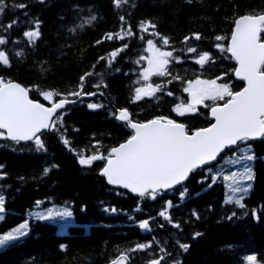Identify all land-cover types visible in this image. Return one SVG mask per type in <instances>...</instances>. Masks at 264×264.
Masks as SVG:
<instances>
[{
	"label": "trees",
	"instance_id": "16d2710c",
	"mask_svg": "<svg viewBox=\"0 0 264 264\" xmlns=\"http://www.w3.org/2000/svg\"><path fill=\"white\" fill-rule=\"evenodd\" d=\"M6 3L8 7L0 15V36L8 43L0 46V50L9 55L11 67L0 65V77L18 81L29 89L32 98L45 102L42 92L49 90L62 94L54 98H76L68 93L77 91L80 77L92 72L83 91L96 95L80 97L60 113L63 122L58 125L59 131H46L41 137L45 152L35 151L31 142L0 140V165L6 173L0 179L6 210L5 219L0 221V233L25 220L37 201L70 202L75 221L68 232L59 233L55 223L32 220L26 237L0 250V264H111L122 253L130 257L128 264H147L160 255L166 256L162 264L176 261L246 264L247 255H255L258 264H264V138L247 142L257 159L253 162L254 180L244 182L252 184L243 200L245 209L224 203L228 191L224 182L211 181L216 164L209 167L211 173L208 168L196 170L187 183L161 192L155 200L138 198L107 185L98 173L104 161L81 166L78 156L60 139L63 134L77 152L83 151L86 156L93 154L95 149L91 146L98 143L99 151L106 155L132 133L114 118L121 108L128 109L136 121L163 116L184 122L189 130L207 126L211 122L208 107L202 105L196 113L183 117L173 108L189 99L183 88L188 80L198 76L208 80L223 77L218 82L228 83L233 91L242 87L243 82L234 77L235 62L216 45L227 49L234 20L245 13L264 12V0H129L119 9L113 6V0H6ZM19 3L27 7H13ZM93 15L96 19L85 24ZM120 16L125 17L124 22ZM13 21H16L13 27L6 30ZM36 21L41 35L30 44L23 33L35 30ZM141 21H150L156 27L141 32L138 27ZM128 26L136 35L125 40L105 39L107 33ZM153 31L167 37L169 45L164 46L158 36L150 35ZM194 33H199L201 40L190 38L185 43L184 38ZM141 35L145 37L143 41L139 39ZM218 35L226 39L216 41ZM147 39H153L163 50L172 51L180 62L173 61L167 66L171 75L151 78L154 85L164 86L162 92L133 103L135 87L144 83L136 81L147 66L146 61H136L147 55L144 51ZM125 43L128 47L111 65L107 59L100 60ZM188 47H196L197 53L187 52ZM16 52L22 55L16 56ZM203 52H209L212 61L201 68L195 60ZM169 80L172 82L168 83ZM95 84L100 87H94ZM169 91L172 96L167 95ZM89 103L102 107L89 109ZM53 164L57 167L52 168ZM45 168H50L47 175L43 173ZM206 175L208 180H204ZM184 188L187 192L182 199L180 193ZM168 201L173 205L168 209L169 215L174 223L180 224L179 229L158 215ZM112 208L116 212L110 211ZM253 209L257 210L258 219L252 215ZM194 211L199 219L192 215ZM233 212L236 216L228 219ZM146 219L151 231L139 228V223ZM177 240L189 244V250L180 249ZM149 242H153L150 249L129 251L138 243Z\"/></svg>",
	"mask_w": 264,
	"mask_h": 264
},
{
	"label": "snow or ice",
	"instance_id": "6c2138e0",
	"mask_svg": "<svg viewBox=\"0 0 264 264\" xmlns=\"http://www.w3.org/2000/svg\"><path fill=\"white\" fill-rule=\"evenodd\" d=\"M128 2L129 0H113V6L119 9L122 4ZM7 7L6 0H0V15ZM13 7L24 9L27 5L19 3L14 4ZM95 19V15L90 16L84 23L91 24ZM119 19L122 22L125 21L124 16H120ZM15 23L16 21L9 23L6 30L11 29ZM138 27L141 32L147 33L149 28L155 29L156 25L150 21H141ZM74 30L70 29V31ZM262 34H264V13L246 14L234 20L229 47L224 49L220 44L216 45L221 51L231 53L229 59L235 60L237 67L233 69L234 74L240 81L245 82V86L241 90L233 91L228 83H218L217 81L222 80L223 77L208 80L198 76L196 79L186 82L187 86L183 88V92L188 94L189 99L177 104L173 111L183 117L188 113H196L199 105L210 107L211 117L214 120L210 126L190 132L184 123L174 119L158 116L146 122H139L132 119L128 109H120L114 118L130 128L132 135L124 143L112 147L106 155L99 151L98 143L91 146L95 149L91 155L86 156L83 151L77 152L72 147L71 141L63 134L60 137L62 144L78 156L81 166H91L95 161H104L100 175L107 179L108 184L119 185L138 194L141 198L148 197L152 200L161 194V190L167 191L175 186L183 185L190 173L215 162L216 172L211 175V181L212 184L220 180L224 182L228 189L224 203L245 209L246 205L243 200L250 192L252 184L244 182L254 180L253 162L257 159L247 142L264 138V39H262ZM23 35L30 44H34L41 35L39 21L35 22V30L25 31ZM134 35L136 34L133 33L131 26H128L121 27L119 32L107 33L105 39L125 40L126 37ZM150 35L158 36L164 46L169 45L167 37L160 36L154 31ZM190 38L199 41L202 37L199 33H194L191 37L186 36L184 42L187 43ZM139 39L143 41L145 37L141 35ZM215 39L222 41L226 37L218 35ZM101 42L97 41V43ZM7 43L8 40L0 36V46ZM146 45L144 51L147 55H141L136 61V63L146 61L147 66L139 73V80L136 81L138 84L140 81L144 83L142 86L135 87L133 103L141 101L145 97H155L156 93L162 92L164 86L159 83L154 85L150 82L151 78L171 75L167 66L173 61L180 62L179 58L173 57L172 51L162 50L153 39H147ZM127 47L128 45L125 43L122 47L112 51L107 58L100 57V60L107 59L108 65H111ZM197 51L196 47L187 48L189 53H197ZM15 55L20 56L22 53L16 52ZM211 61L210 53L203 52L198 55L195 63L203 68ZM0 65L11 67L9 55L4 50H0ZM92 75V72H87L81 76L78 90L68 93V96L80 98L85 95H96L95 92L85 93L83 91L86 78ZM173 79L181 78L173 77ZM171 82V80L168 81V83ZM94 87L99 88L100 85L95 84ZM61 95L51 90L42 92L43 99L49 102L53 101L54 96ZM167 95L172 96L173 93L169 91ZM206 101H212L213 105L209 106L205 103ZM216 101H224V103L219 105ZM74 102L65 96L51 103L50 107H46L43 103L29 98V89L12 80L0 77V140L6 139L16 144L31 142L35 151L45 152L46 146L41 138L42 135L46 131H59L58 125H62L63 114L58 113V110L64 109L66 104ZM87 107L96 109L102 105L89 103ZM226 149L230 150L231 154L221 155L225 153ZM55 167L57 165L53 164L52 168ZM234 167L237 170H231ZM2 168L3 165H0V179L6 175L2 172ZM225 169L229 171L225 172ZM49 171L50 168H45L44 175H47ZM212 171V168L207 169L209 173ZM208 179L209 176L206 175L204 180ZM203 182L202 180L201 183ZM212 184H209V187ZM186 192V188L181 191L182 199ZM40 203L37 201V206ZM172 206V202L168 201L165 209L158 215L179 229L180 224L174 223L168 212ZM5 211V198L0 195V221L5 219ZM110 211L116 212V209L112 208ZM31 215L37 221L58 222L59 227L63 230L70 226V218L73 213L68 208H64L63 210L49 209L47 212H35ZM192 215L199 219L195 211ZM252 215L257 217L256 209L252 210ZM234 216H236V212H233L228 219H232ZM139 228L151 231L149 220L140 222ZM29 229V221L25 220L17 227L0 233V250L10 247L26 237L29 234ZM195 235L199 236L200 233ZM153 242L138 243L129 251H145L152 247ZM177 244L185 252L190 248L189 244L180 243L179 240H177ZM160 251L165 252V249L161 248ZM166 255L171 254L166 253ZM165 258V255H160L149 260L147 264H162ZM129 259L130 257L126 253H122L113 259L111 264H128ZM244 261L246 264H258L255 255L245 256ZM176 264H180V262L176 261Z\"/></svg>",
	"mask_w": 264,
	"mask_h": 264
},
{
	"label": "rangeland",
	"instance_id": "374dc122",
	"mask_svg": "<svg viewBox=\"0 0 264 264\" xmlns=\"http://www.w3.org/2000/svg\"><path fill=\"white\" fill-rule=\"evenodd\" d=\"M0 195L4 196V194L1 193V192H0ZM64 208H68L73 213L72 217L70 218V224H72L73 220H74V212H73V207H72L71 203H69V202H64V203H58V202L40 203L39 206H37V203H36V204L33 205V207H31L29 209L28 214H27V218L25 220L29 221L30 218H35L33 215H31L32 213H35V212H47L49 209H51V210H63ZM53 223L56 224L57 231L60 232V233L61 232H68V230L70 228L68 226L67 228L61 230V228L59 227L58 222H53ZM29 224H30V221H29Z\"/></svg>",
	"mask_w": 264,
	"mask_h": 264
},
{
	"label": "water",
	"instance_id": "95a60500",
	"mask_svg": "<svg viewBox=\"0 0 264 264\" xmlns=\"http://www.w3.org/2000/svg\"><path fill=\"white\" fill-rule=\"evenodd\" d=\"M233 29H234V27H233ZM230 45V40H229V42H228V46ZM231 54V53H230ZM13 82H16V81H13ZM16 83H18V82H16ZM20 84V83H19ZM21 85V84H20ZM22 86V85H21ZM22 87H24V86H22ZM29 98L30 99H32L31 97H30V95H29ZM34 100V99H33ZM59 99H57V100H55L54 102H56V101H58ZM70 100V99H69ZM34 101H38V100H34ZM70 101H75V100H70ZM38 102H40V101H38ZM40 103H42V102H40ZM44 104V103H43ZM68 104H71V103H68ZM68 104H66L65 105V107L68 105ZM46 107H50L51 106V104H44ZM62 110V109H61ZM60 110H58V112H59ZM124 143V142H123ZM119 146V145H118ZM117 147V146H116ZM105 178V177H104ZM106 179V178H105ZM106 181H107V179H106ZM110 185V184H109ZM110 186H113V187H119V188H123V187H121V186H119V185H110ZM124 189V188H123ZM126 190H128V189H126ZM129 192H131L130 190H128ZM132 193V192H131ZM132 194H134V195H138V194H136V193H132Z\"/></svg>",
	"mask_w": 264,
	"mask_h": 264
},
{
	"label": "bare ground",
	"instance_id": "6f19581e",
	"mask_svg": "<svg viewBox=\"0 0 264 264\" xmlns=\"http://www.w3.org/2000/svg\"><path fill=\"white\" fill-rule=\"evenodd\" d=\"M75 101H76V99H75ZM256 253V252H255Z\"/></svg>",
	"mask_w": 264,
	"mask_h": 264
}]
</instances>
